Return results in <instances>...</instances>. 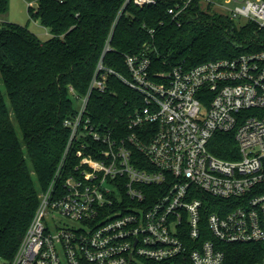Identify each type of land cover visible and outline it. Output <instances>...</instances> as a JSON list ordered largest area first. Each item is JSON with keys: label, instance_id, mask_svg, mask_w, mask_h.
<instances>
[{"label": "built area", "instance_id": "1", "mask_svg": "<svg viewBox=\"0 0 264 264\" xmlns=\"http://www.w3.org/2000/svg\"><path fill=\"white\" fill-rule=\"evenodd\" d=\"M220 7L264 29V0ZM125 61L129 77L119 78L143 96L129 134L84 119L91 93L114 74L99 78L101 63L86 96L71 89L80 105L65 122L66 154L16 253L0 264H231L234 244L258 245L261 258L249 264H264V51L157 73L146 52ZM216 133H234L239 158L213 154ZM74 142L79 163L60 190Z\"/></svg>", "mask_w": 264, "mask_h": 264}, {"label": "trees", "instance_id": "2", "mask_svg": "<svg viewBox=\"0 0 264 264\" xmlns=\"http://www.w3.org/2000/svg\"><path fill=\"white\" fill-rule=\"evenodd\" d=\"M10 0H0V14ZM30 18L49 29L42 41L28 26L0 25V257L16 253L51 184L69 144L66 120L77 114L71 89L88 94L99 66L108 74L104 92L94 89L84 119L92 125L129 134L130 116L143 107V96L118 75L129 77L126 56L146 52L151 72L190 69L222 58L264 51V29L202 8V0H156L143 7L129 0H31ZM170 10L181 13L176 19ZM155 30V34L150 32ZM8 98L9 104L6 99ZM255 113L256 110H249ZM17 123L22 137L15 127ZM150 125L146 129H150ZM80 149L74 142L58 183L74 174ZM216 156L235 160L234 133H216ZM232 151V152H231ZM239 155V154H238ZM258 245L227 246L231 264H249Z\"/></svg>", "mask_w": 264, "mask_h": 264}, {"label": "rangeland", "instance_id": "3", "mask_svg": "<svg viewBox=\"0 0 264 264\" xmlns=\"http://www.w3.org/2000/svg\"><path fill=\"white\" fill-rule=\"evenodd\" d=\"M31 0H10L8 12L6 14H0V25L3 23H13L18 24L21 26H28L29 29L34 32L42 41H46L49 38H51L50 32H47V29L43 27L38 21H34L30 18L28 8L30 7ZM212 1V10L220 12L224 15L226 13L223 11V9L220 7V3H222L224 0H210ZM214 3L218 4L214 6ZM207 2H202V8L207 10ZM231 7V6H229ZM232 8V7H231ZM237 25L239 27L243 26L246 21L245 20H237ZM0 86L3 89L4 84L0 80ZM7 103L9 104L8 98L6 99ZM74 104L76 108H79V103L74 100ZM15 127L17 129L18 135L21 138V132L19 130V127L17 123L14 121Z\"/></svg>", "mask_w": 264, "mask_h": 264}, {"label": "crops", "instance_id": "4", "mask_svg": "<svg viewBox=\"0 0 264 264\" xmlns=\"http://www.w3.org/2000/svg\"><path fill=\"white\" fill-rule=\"evenodd\" d=\"M39 22V21H38ZM40 23V22H39ZM47 32H49V29H47Z\"/></svg>", "mask_w": 264, "mask_h": 264}]
</instances>
